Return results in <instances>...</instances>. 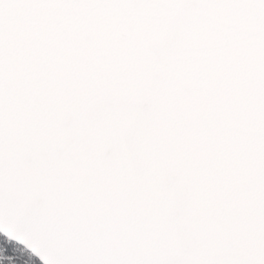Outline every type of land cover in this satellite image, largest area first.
<instances>
[{
    "label": "snow or ice",
    "instance_id": "snow-or-ice-1",
    "mask_svg": "<svg viewBox=\"0 0 264 264\" xmlns=\"http://www.w3.org/2000/svg\"><path fill=\"white\" fill-rule=\"evenodd\" d=\"M0 264H264V0H0Z\"/></svg>",
    "mask_w": 264,
    "mask_h": 264
}]
</instances>
